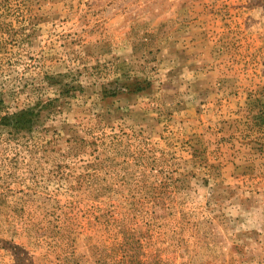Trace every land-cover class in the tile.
<instances>
[{"label": "rangeland", "instance_id": "1", "mask_svg": "<svg viewBox=\"0 0 264 264\" xmlns=\"http://www.w3.org/2000/svg\"><path fill=\"white\" fill-rule=\"evenodd\" d=\"M0 264H264V0H0Z\"/></svg>", "mask_w": 264, "mask_h": 264}, {"label": "trees", "instance_id": "2", "mask_svg": "<svg viewBox=\"0 0 264 264\" xmlns=\"http://www.w3.org/2000/svg\"><path fill=\"white\" fill-rule=\"evenodd\" d=\"M34 112L33 108H26L14 113L0 114V124L10 126L15 130H21L32 123L33 118L31 114Z\"/></svg>", "mask_w": 264, "mask_h": 264}]
</instances>
